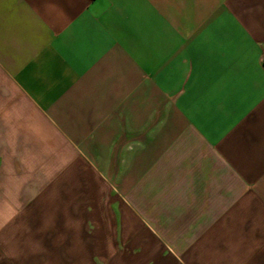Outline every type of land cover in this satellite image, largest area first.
<instances>
[{
  "label": "crops",
  "instance_id": "0c3cea01",
  "mask_svg": "<svg viewBox=\"0 0 264 264\" xmlns=\"http://www.w3.org/2000/svg\"><path fill=\"white\" fill-rule=\"evenodd\" d=\"M48 175L83 252L264 264V0H0V264Z\"/></svg>",
  "mask_w": 264,
  "mask_h": 264
},
{
  "label": "rangeland",
  "instance_id": "374dc122",
  "mask_svg": "<svg viewBox=\"0 0 264 264\" xmlns=\"http://www.w3.org/2000/svg\"><path fill=\"white\" fill-rule=\"evenodd\" d=\"M48 177L47 189L25 191V198L30 199L29 205L23 206V210L30 214V223L27 224L25 221V229L30 230V264H120V262L125 261V256H127L126 258L131 256L118 252L115 254L108 251L105 253L97 252V249L109 247L108 244H104L101 238L95 239L96 252L88 254L83 252L86 249L85 242L87 240L88 244L91 245L93 239L77 240L64 236L60 237L61 232L58 230L62 222L59 223L55 220L56 191L53 188V176L48 175ZM39 196L42 200H38ZM39 201H44L46 204L39 205ZM39 233H46V237L42 236L40 238ZM119 247L118 240H116L111 249L118 251V249H121Z\"/></svg>",
  "mask_w": 264,
  "mask_h": 264
}]
</instances>
